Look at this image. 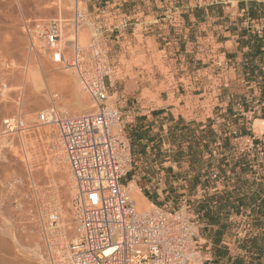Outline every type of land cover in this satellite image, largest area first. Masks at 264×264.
<instances>
[{
	"label": "crops",
	"instance_id": "1",
	"mask_svg": "<svg viewBox=\"0 0 264 264\" xmlns=\"http://www.w3.org/2000/svg\"><path fill=\"white\" fill-rule=\"evenodd\" d=\"M119 1L125 3L121 12L129 19L128 38L124 41L126 60H131V50L139 48L149 61L159 55L160 64L167 70L162 73L159 67L133 68L131 72L137 73L139 84L131 87V79L125 75L112 94L119 98L117 109L132 155L125 184H140L144 198L155 206L187 207V202H195L200 210L201 203L214 194L232 196L239 191L237 170L247 164L245 155L233 159L231 153L218 155V148L206 153L203 158L220 156L222 163H217V177L202 171L216 178L217 183L209 190L201 186L202 191H198L194 183L187 184L186 177L199 173L194 164L198 137L191 132L185 135L183 126H192L193 121L199 120L209 126L213 113L230 114L232 110L251 119V125L264 122L263 1ZM228 142L229 139L217 137L209 143L215 147ZM250 168V180H264L256 178L258 171ZM232 181L235 182L230 184ZM209 207L212 212H219L215 201ZM253 207L235 203L236 210L220 213L227 219V228L217 246L213 244L217 227L210 225L200 210L198 216L211 243L209 255L213 263L209 264H264V251H247L245 246V240L264 236L263 229L253 227L256 221L263 220L251 212ZM233 224L242 225L243 235L237 241L226 239Z\"/></svg>",
	"mask_w": 264,
	"mask_h": 264
},
{
	"label": "rangeland",
	"instance_id": "2",
	"mask_svg": "<svg viewBox=\"0 0 264 264\" xmlns=\"http://www.w3.org/2000/svg\"><path fill=\"white\" fill-rule=\"evenodd\" d=\"M262 1L264 3V0ZM63 3L65 5H63ZM111 3L112 0H85L78 5L85 13V20L78 34L79 45H86L92 35L93 24L96 22L95 8L111 5ZM122 4L125 3L122 2L120 4V9ZM62 7H64L65 10L61 14H64L66 11L63 16L59 13V8L61 9ZM74 7V0H0V83H6L8 87L7 92L3 98L0 99V107L1 105H5L4 109H0V122L5 117L20 112L24 116L29 128L23 132L20 137L2 135L0 128V239H3L2 241L0 240V247L4 245L0 248V264H26V262H31L30 264H57L59 257L63 256L59 251L61 247L60 239L62 238H60L61 234H59L60 223L57 221L50 226L49 223L51 220L46 214L49 213L50 208L62 207L63 214H58L74 219L71 208L73 188L71 185L68 186L69 196L65 201L62 195L66 188L65 181L67 178L64 179L61 177L60 165L53 159V151L49 145V134H54V130L50 126L41 125L37 121V117L41 113H44L45 109L48 110L53 107V103L56 105V108H58V111H65L67 116L75 117L69 112V110H71L69 105L71 100L69 99H71L72 92L75 88L87 99V107L90 108V112L93 111V106L88 95L78 86L74 73L71 70H60L57 65L52 64L50 61V52L44 49L43 44L35 36H32V31H30L31 37L26 33V28L32 30L37 24L60 21L65 22L62 36L65 40L70 39L71 28L69 21L72 19ZM57 8L59 14L55 11ZM60 12H62V10H60ZM138 38L141 40L140 36H138ZM106 40L107 48L111 53L118 51L112 38L109 39L106 35ZM30 41L33 42L35 47L34 50H30L29 48ZM130 56V61L126 60L128 58L127 56H121L119 60L120 66L112 78L114 79L115 89H110L111 91L109 88L107 89L106 105L111 108L118 107L119 98L116 94H112L116 92L118 81L121 78L128 75L131 79V87H136L137 84H139L136 79L137 73L133 74L131 72L133 68L152 70V67H159L162 73H167V70L164 69L159 62V55L153 56V61H149L147 56L142 53V50L136 48L131 50ZM7 64H9V66ZM49 72L55 76L54 79L57 80L60 79L58 77H61V79H65V81L69 82V90H65L64 87L61 86V83H54L52 81L53 78L49 77ZM26 80H34L37 83V87L33 89L34 92L40 93L48 90L50 96L57 97L48 100L45 104L46 107L44 105L40 108H27L30 105V100L29 90L27 84H25ZM142 81L140 83H142ZM162 88L163 86H160V89ZM61 99H64V101ZM67 99L68 101L66 102L65 100ZM60 105L61 107H59ZM67 112L71 113V115ZM209 121L211 122L209 126H206L207 124L203 122V120H199L198 122L193 121L192 123L194 125L192 126H183L185 135L191 132L190 135L198 137V155L197 161H195L194 164L198 171L201 172L198 179L195 178L197 174L191 177L187 175V184L190 185L189 182H192L195 187L198 186V191H202L201 186H205L209 190L215 182L217 183V179L213 178L211 175L210 179L208 174H216V177L219 175L220 171L217 170V163H222L220 161V156L212 159L209 157L203 158L206 156V153L208 154V152L216 148H218V155L231 153L233 159L239 157V155H245L244 159H246L249 168L251 167L250 170L253 171V169H255L258 171L256 178L260 176V178L263 179L264 122H254V124L251 125L252 120L248 117L240 116L237 110H232L230 114L225 112L220 114L213 113V118H209ZM196 123L198 127H195ZM203 125L206 127L200 128ZM217 137L229 139L230 142H228L226 146L223 144L215 147L210 145L209 142ZM34 143L37 145H33ZM205 145L206 147L204 148ZM34 146H36V149ZM38 147H40V149H37ZM35 154L36 157H33ZM37 160L40 163L37 162ZM234 165L236 168L237 164ZM37 169H39L41 173L39 176L37 175L39 174L37 173ZM202 171L208 174H204ZM237 172L239 173V181H251L250 179L252 176L248 171L243 173L242 170L238 169ZM139 174L141 175L142 173L139 172ZM35 175H37V177ZM246 175H248V177L245 178ZM68 178L69 181L72 182L70 177ZM127 180L126 178L122 180L124 186H127L125 184ZM234 182L232 181L229 183L233 184ZM204 183L206 184L204 185ZM134 185L137 188V193L144 198L143 192L139 191L140 184L134 183ZM189 196H192V194H189ZM16 197L18 198L16 199ZM146 202L151 203L147 200ZM153 206L148 205L144 210H139L137 206L136 208L138 211H146L150 210ZM173 208L181 210L182 213L190 218L198 217L196 221L200 245L197 250L195 264L213 263L209 255L211 243L208 242L206 237L209 233L205 225L201 223L200 216H198L202 210L200 211L198 207L195 206V202H187V207L173 206ZM72 226L71 230L74 232L75 225L73 224ZM230 229L231 230L226 236L227 240L232 241L235 239L234 241H237L241 239L243 235L241 224H239L238 227L234 225ZM33 230L38 232V237L32 233ZM72 231L71 234L73 233ZM74 233L73 235L75 237ZM238 234H240V236ZM73 235H70L67 241H65L66 247H68L74 239ZM225 242L227 243V241ZM216 263L218 264V262Z\"/></svg>",
	"mask_w": 264,
	"mask_h": 264
},
{
	"label": "built area",
	"instance_id": "3",
	"mask_svg": "<svg viewBox=\"0 0 264 264\" xmlns=\"http://www.w3.org/2000/svg\"><path fill=\"white\" fill-rule=\"evenodd\" d=\"M84 1L74 0L68 40L62 36L65 22L26 28L29 37L32 31L50 51L54 65L74 73L93 106L91 113L76 117L55 107L37 117L41 125L53 128L73 183L71 208L77 231L67 247V262L62 253L57 264H195L198 217L190 218L169 205L137 211L122 184L132 164L131 149L118 109L106 105V100L119 60L126 56L129 19L119 0L95 8L92 35L81 46L78 34L85 13L78 5ZM106 35L118 51H109ZM29 48L35 49L32 41ZM7 90V84L0 83V99ZM0 128L5 136H21L29 129L20 112L5 117ZM56 222L52 219L49 224Z\"/></svg>",
	"mask_w": 264,
	"mask_h": 264
},
{
	"label": "bare ground",
	"instance_id": "4",
	"mask_svg": "<svg viewBox=\"0 0 264 264\" xmlns=\"http://www.w3.org/2000/svg\"><path fill=\"white\" fill-rule=\"evenodd\" d=\"M63 5H65L64 3H63ZM66 7V6H65ZM60 10H62V12H60ZM65 9H64V7H62L61 9L59 8V13L61 14V13H63V11H64ZM56 11V13L57 14H59L58 13V8L55 10ZM66 12V11H65ZM65 12H64V14H65ZM64 14H61L62 16L64 15ZM31 27V26H30ZM42 45V44H41ZM50 52V51H49ZM51 54V53H50ZM53 64V63H52ZM8 66H9V64H7ZM51 72H49V74H50ZM58 76V75H57ZM49 77H51V78H53V80L52 79H50V80H52L54 83L55 82H58V83H61V86L62 87H64V89L65 90H69V82H67V81H65V79H61V77H58V78H60V79H54L55 78V76L54 75H52V74H50L49 75ZM26 78V77H25ZM63 78V77H62ZM34 79V78H33ZM49 81V80H48ZM51 81V82H52ZM52 82V83H53ZM25 84H27V88H28V90H29V100H30V105H29V107H27V108H33V107H37V108H40V107H42V106H44L45 104H46V102L48 101V100H52V98L53 97H57V96H50L49 95V93H48V90L47 91H45V92H40V93H36V92H34V88H36L37 87V83L33 80V81H28V80H26V82H25ZM50 84V83H49ZM57 85V84H56ZM78 86H79V84H78ZM54 87V86H53ZM58 88V87H57ZM80 89V88H79ZM66 92V91H65ZM64 93V92H63ZM68 93V92H67ZM65 95H67V94H65ZM62 96H63V94H62ZM69 96V95H68ZM48 97H49V99H48ZM59 99V98H58ZM58 99H57V101H58ZM62 100V99H61ZM69 100H71L70 101V108H71V110H69V112H71L72 113V115H74L75 117H76V115L77 116H80V115H82V114H85V113H88V112H90L89 110H90V108L89 107H87V99L84 97V96H82L81 95V93H80V91L77 89V88H75V90L72 92V95H71V99H69ZM56 101V102H57ZM62 101H64V99L62 100ZM61 101V102H62ZM66 102L68 101V99L67 100H65ZM49 103V102H48ZM52 104V103H51ZM57 104H58V102H57ZM68 104V103H67ZM28 105V104H27ZM48 105V104H47ZM53 107H55L56 108V105L53 103V105H52ZM45 107H46V105H45ZM59 107H61V105L59 106ZM63 107H64V105H63ZM5 108V105H1V107H0V109L2 110V109H4ZM69 108V107H68ZM64 109V108H63ZM44 112H46V113H48L49 112V109L47 110V109H45L44 110ZM69 112H67V113H69ZM61 113H65V111L64 112H61ZM71 113H69L70 115H71ZM91 113V112H90ZM66 114V113H65ZM49 116V115H48ZM72 117V116H71ZM257 122H259V123H261L260 121H257ZM259 125V124H258ZM51 134V133H50ZM49 134V140H50V142H49V145H50V147H51V149H52V151H53V156L52 157H54L53 159H55L57 162H58V164L60 165V168H61V177H63L64 179L65 178H67L66 179V188H65V191H64V194L62 195V198L66 201L67 200V198H68V196H69V193H68V186L69 185H71L72 186V188H73V183L72 182H70L69 181V178L68 177H70V179H71V176H70V173H69V168H68V166L66 165V161H65V158H64V156H63V153H62V151H61V148H59V143H58V141H57V138H56V134H51L50 135ZM46 136V135H45ZM51 136V137H50ZM20 137V136H19ZM36 143H34L33 145H35ZM32 145V146H33ZM37 145V144H36ZM43 146V145H42ZM35 147V149H36V146H34ZM44 147V146H43ZM49 147V146H48ZM37 149H40V147H38ZM43 149V148H42ZM46 150V149H45ZM35 151V150H34ZM38 152V151H37ZM41 152V151H40ZM39 153V152H38ZM33 157H36V154H35V156H33ZM38 157V156H37ZM46 157V156H45ZM36 160V159H35ZM54 161V160H53ZM37 162H39L38 160H37ZM56 162V163H57ZM32 163V162H31ZM40 163V162H39ZM33 165V164H32ZM38 165V164H37ZM58 165V166H59ZM39 167H40V165H39ZM33 168H34V166H33ZM36 168V167H35ZM38 170V172L37 173H39V174H37V173H35V174H37L38 176L41 174L40 172H39V169H37ZM41 170V169H40ZM59 173V172H58ZM37 175H35L36 177H37ZM68 175V176H67ZM53 176V175H52ZM57 176V175H56ZM42 177V176H41ZM60 177V178H61ZM39 178V177H38ZM37 178V179H38ZM44 178V177H43ZM55 178V177H54ZM41 179V178H40ZM63 179V180H64ZM62 180V181H63ZM15 186V185H14ZM125 189H126V191H127V193H128V195L132 198V200L135 202V206H137V208L139 209V210H144V209H146L147 207H148V205H151V203H148V202H146V200H145V198H143L141 195H139L138 193H137V188L135 187V185H134V183H129V185L128 186H125ZM46 193V192H45ZM19 194V193H18ZM59 194V193H58ZM10 195V194H9ZM7 196V195H6ZM15 196V195H14ZM18 196V195H17ZM60 196V195H59ZM12 197V196H11ZM18 197H16V199H17ZM48 198V197H47ZM9 199V198H8ZM12 199V198H11ZM10 199V200H11ZM22 199V198H21ZM26 200V199H25ZM48 201V200H47ZM23 203V202H22ZM48 203V202H47ZM66 203V202H65ZM1 204V203H0ZM21 204V203H20ZM59 204H60V202H59ZM62 204H63V202H62ZM61 205V204H60ZM26 206V205H25ZM31 206V205H30ZM29 206V207H30ZM46 206V205H45ZM153 206V205H152ZM5 207V206H4ZM3 207V208H4ZM8 207V206H7ZM28 207V206H27ZM44 207V206H43ZM154 207V206H153ZM31 208V207H30ZM55 208V207H54ZM50 208V210H49V213H47V211H46V215H47V217L50 219V220H52V219H56L57 221H58V223H60V229H59V234H61L60 235V240H61V247L59 248V251L61 252V253H63V254H65L66 255V253H67V247H66V244H65V241H67V239L70 237V235H73V233L76 235V231H77V226L75 225V219H71V217L70 218H68V216L66 217V216H62V211H63V209H62V207L61 208ZM21 209V208H20ZM64 211H66V210H64ZM138 211V210H137ZM14 212V211H13ZM45 212V211H44ZM141 212H144V211H141ZM60 213H62L61 214V216L59 215ZM4 214H6V213H4ZM23 214V213H22ZM27 214V213H26ZM33 214V213H32ZM65 214V213H64ZM7 215V214H6ZM20 215V214H19ZM67 215V214H66ZM9 216V215H8ZM15 216V215H14ZM25 217V216H24ZM46 217V218H47ZM14 218V217H13ZM17 219H19V218H17ZM29 219V218H28ZM12 220H14V219H12ZM21 220V219H20ZM25 220V219H24ZM15 221V220H14ZM22 221V220H21ZM22 222H24V221H22ZM47 222V221H46ZM36 224V223H35ZM75 225V229H74V232L71 230L72 229V225ZM25 225H27V224H25ZM24 225V226H25ZM29 225V224H28ZM19 226V225H18ZM15 227V226H14ZM25 229H26V226H25ZM23 230V229H22ZM47 230V229H46ZM18 231V230H17ZM71 231L73 232L72 234H71ZM3 232V231H2ZM27 232V231H26ZM28 233V232H27ZM36 237H38L37 236V234H38V232L36 231V230H33V232H32ZM21 234V233H20ZM26 234V233H25ZM29 234V233H28ZM31 234V233H30ZM24 236H27V235H24ZM31 236V235H30ZM18 237H19V234H18ZM21 237V236H20ZM73 237H74V235H73ZM6 238V237H5ZM75 238V237H74ZM1 241L3 240V239H0ZM74 240V239H73ZM72 240V241H73ZM5 243V242H4ZM59 243V242H58ZM3 244V243H2ZM4 246V245H3ZM2 245H1V247H3ZM7 246V245H6ZM59 246V245H58ZM57 246V247H58ZM0 247V248H1ZM58 250V249H57ZM3 251H4V249H3ZM2 252V251H1ZM7 252V251H6ZM11 252V251H10ZM9 252V253H10ZM2 254H3V252H2ZM7 255H8V253H7ZM63 257V256H62ZM68 256L66 255L65 256V258H64V261H66L67 262V258ZM24 262V261H23ZM5 263V262H4ZM7 263V262H6ZM10 263V262H9ZM25 263V262H24ZM31 262H29V263H27L26 262V264H30Z\"/></svg>",
	"mask_w": 264,
	"mask_h": 264
},
{
	"label": "trees",
	"instance_id": "5",
	"mask_svg": "<svg viewBox=\"0 0 264 264\" xmlns=\"http://www.w3.org/2000/svg\"><path fill=\"white\" fill-rule=\"evenodd\" d=\"M243 164L244 165L242 166L241 170L244 173L249 170V166L248 164ZM199 174L200 172L195 177L196 179L199 178ZM246 192L248 193L246 194ZM214 201L217 204L219 212H212L210 210L209 206ZM235 203H237L238 206L243 207L255 205V207L251 208V212L256 216L259 215V217H262L263 220L262 222L256 221L253 227L264 230V180H259L258 182L255 180H244L240 182L239 191L233 193L232 196H227L226 194L223 196H218L214 194L207 198L199 206L200 210L205 213V218H207L208 223L217 227L216 231L214 232V246H217V244L220 242L221 235L227 228V219L221 217L220 213H224L223 211H226L227 213L228 210H236ZM245 246L247 251H264V236L258 235L245 240Z\"/></svg>",
	"mask_w": 264,
	"mask_h": 264
}]
</instances>
